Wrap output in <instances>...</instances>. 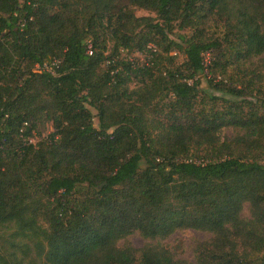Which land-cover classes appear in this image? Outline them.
I'll return each mask as SVG.
<instances>
[{
    "label": "trees",
    "instance_id": "16d2710c",
    "mask_svg": "<svg viewBox=\"0 0 264 264\" xmlns=\"http://www.w3.org/2000/svg\"><path fill=\"white\" fill-rule=\"evenodd\" d=\"M0 264H264V0H0Z\"/></svg>",
    "mask_w": 264,
    "mask_h": 264
},
{
    "label": "rangeland",
    "instance_id": "374dc122",
    "mask_svg": "<svg viewBox=\"0 0 264 264\" xmlns=\"http://www.w3.org/2000/svg\"><path fill=\"white\" fill-rule=\"evenodd\" d=\"M136 15L141 16H149L152 18L156 17V14L151 11L146 10H138L136 12ZM175 38V37H173ZM175 54V53H174ZM123 57H128L126 53H123ZM137 58L143 60V56L136 55ZM184 55L180 54L178 55V63H181L184 60ZM131 58V57H130ZM214 59V53H211L209 60L213 61ZM202 88L212 96H224L222 93L214 91L209 88L208 82L206 79L203 78L202 80ZM229 99L234 100L235 98L227 96ZM95 113V111H94ZM95 124L97 125L98 122L95 120ZM53 128L51 125H48L44 131H42V134L39 135L38 133H35V136L32 138L34 143H37L38 141L42 139H47L49 135L53 132ZM235 131L232 129H228L224 132V135L227 137H233L235 136ZM242 216L246 219L250 218V209L249 205H245L244 211ZM214 236L207 232L197 231V230H188L184 232H176L172 236H170L166 240H154L149 241L144 239L139 233H136L128 238V242L136 249L143 248L147 243L153 244V245H162L165 248L169 249L177 259L186 260L189 263H195V257H194V248L197 242H204L209 241Z\"/></svg>",
    "mask_w": 264,
    "mask_h": 264
},
{
    "label": "built area",
    "instance_id": "2783aa9c",
    "mask_svg": "<svg viewBox=\"0 0 264 264\" xmlns=\"http://www.w3.org/2000/svg\"><path fill=\"white\" fill-rule=\"evenodd\" d=\"M92 54V52H90ZM211 53H206L204 55V66L206 68L205 74L208 75V67L211 64V61L209 60ZM60 61L58 60H53L50 62H45L42 65H37L35 71L36 72H47V73H52L54 74V68L59 65ZM31 143H34L33 140H30Z\"/></svg>",
    "mask_w": 264,
    "mask_h": 264
}]
</instances>
